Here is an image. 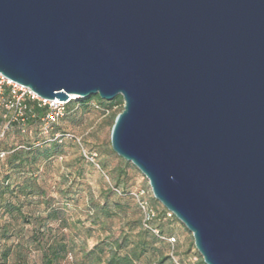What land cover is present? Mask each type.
<instances>
[{
    "label": "water",
    "instance_id": "1",
    "mask_svg": "<svg viewBox=\"0 0 264 264\" xmlns=\"http://www.w3.org/2000/svg\"><path fill=\"white\" fill-rule=\"evenodd\" d=\"M0 73L122 97L112 149L204 264H264V0H0Z\"/></svg>",
    "mask_w": 264,
    "mask_h": 264
},
{
    "label": "rangeland",
    "instance_id": "2",
    "mask_svg": "<svg viewBox=\"0 0 264 264\" xmlns=\"http://www.w3.org/2000/svg\"><path fill=\"white\" fill-rule=\"evenodd\" d=\"M68 106L65 116L52 130L45 132L43 127L42 136L56 131L65 134V141L61 155L39 160L36 179L29 182L37 193L30 197L20 196L21 212L7 213L0 208V264H44L43 251L32 239L40 230L45 234V242L64 236L69 245V254L58 264H90L85 254L97 244L106 241L108 236L118 238L138 226L140 211L133 193L146 190L148 200L159 211L163 209L145 176L112 149L111 131L122 106L106 109L96 99L89 103L72 101ZM34 137V131L29 139L12 131L0 139V145L9 148ZM7 174V166L0 162L1 183ZM27 176L12 174L11 187L22 185ZM119 181L121 187L117 185ZM8 200L16 202L10 193L4 197V201ZM106 205L112 210L111 215L100 214L97 224L93 225L96 209ZM168 225L172 235L163 241L171 259L164 264H201L203 259L197 255L192 234L178 220ZM171 238L176 241L171 242ZM18 243L24 248L16 257ZM8 249L11 252L5 259ZM154 261L153 256L144 258V264Z\"/></svg>",
    "mask_w": 264,
    "mask_h": 264
},
{
    "label": "trees",
    "instance_id": "3",
    "mask_svg": "<svg viewBox=\"0 0 264 264\" xmlns=\"http://www.w3.org/2000/svg\"><path fill=\"white\" fill-rule=\"evenodd\" d=\"M93 99H96L98 103L106 109H112L114 106H122L121 112L124 109V101L120 96L113 101L102 100L99 96H92L86 99H80L79 101L81 103H89ZM69 104L70 103L65 107L66 113L67 107L68 109L70 107L68 106ZM30 108L31 111L26 132L22 133L20 126L15 124L9 131H7L6 135L15 131L21 136L29 139L28 137H33L34 131L36 137L24 144H17L9 148L0 145L3 150L8 152L7 156L0 160L4 166H7L8 171V174L4 178V183L0 182V208H4L7 213H12L14 210L21 212L22 203L19 204V202H21L20 196L30 197L37 193V190L32 187L29 182L36 179L39 160H50L61 155L62 145L65 141V138L62 139L61 142L60 140H55V135L60 134L56 131L51 132L48 136H42L43 124L41 119L46 115L47 109L39 108L35 103H32ZM117 116L118 115L115 116V120ZM55 126L56 124L53 128ZM61 135L65 137L64 133ZM12 174H28V176L22 185L13 189L11 187L12 183H10ZM117 185L118 187H121V181H119ZM7 193L14 195L16 202L10 200L4 201V197ZM154 201L156 202L155 199ZM135 204L140 211L138 226L136 228L128 229L118 238L108 236L106 241L103 240L97 244L91 251L85 254V257L90 259V264H144V258L150 256L155 257V261L150 262L149 264H164L166 260L171 259L166 253V244L163 240L166 239V236L172 235V228H169L168 224L172 221H177L176 217L174 215L169 216V211L164 207L162 211H159L156 205L149 200V204L155 211L156 215L149 223V228H147L144 226L142 212L136 201ZM111 211L112 210L107 205L96 209L93 214L94 219L92 224H97V218H99L100 214L110 216ZM153 230L158 231V234L153 233ZM32 239L43 251L44 264H58L64 260L70 252L69 245L65 241L64 236H61L60 239H55L52 242H45V234L43 230H40L32 235ZM28 247L29 246H26V248ZM23 248L24 246L21 243L16 245V257L21 254ZM10 252L11 249L5 251V259L8 258ZM197 255L200 257V254L197 253ZM78 264L84 263L79 262ZM201 264H204L203 260L201 261Z\"/></svg>",
    "mask_w": 264,
    "mask_h": 264
},
{
    "label": "built area",
    "instance_id": "4",
    "mask_svg": "<svg viewBox=\"0 0 264 264\" xmlns=\"http://www.w3.org/2000/svg\"><path fill=\"white\" fill-rule=\"evenodd\" d=\"M32 103H35L39 108L47 109L46 115L41 119L45 132L52 130L53 126L65 116V107L68 104L42 99L29 88L7 79L0 73V139L4 138L7 131L15 124L20 126L22 133L26 132ZM63 137L61 134H56L55 140L61 142ZM7 154L8 152L0 147V160ZM132 195L142 212L144 226L149 228V223L156 214L149 204L147 191L139 190ZM171 215L173 214L169 212V216ZM153 233L158 234V231L153 230ZM169 240L175 242L173 238Z\"/></svg>",
    "mask_w": 264,
    "mask_h": 264
},
{
    "label": "bare ground",
    "instance_id": "5",
    "mask_svg": "<svg viewBox=\"0 0 264 264\" xmlns=\"http://www.w3.org/2000/svg\"><path fill=\"white\" fill-rule=\"evenodd\" d=\"M73 98H76V97H73Z\"/></svg>",
    "mask_w": 264,
    "mask_h": 264
}]
</instances>
